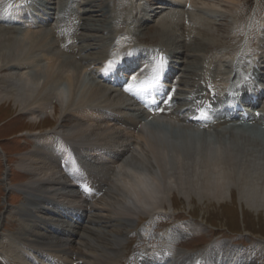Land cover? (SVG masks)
I'll return each mask as SVG.
<instances>
[{
  "label": "bare ground",
  "instance_id": "bare-ground-1",
  "mask_svg": "<svg viewBox=\"0 0 264 264\" xmlns=\"http://www.w3.org/2000/svg\"><path fill=\"white\" fill-rule=\"evenodd\" d=\"M47 1L50 2V0H46L44 4L46 14L49 18L51 17L56 21V19H58L57 16L52 13L48 14ZM154 1L155 5H157L156 8L165 7V4L170 6H176L177 4V1ZM230 1L232 3L237 2L238 4L241 2V0ZM54 4L55 5L52 4L53 7L59 6V22H56L59 24L58 27L61 32L59 33L61 39L56 38L59 44H57L56 40L48 43L50 45L54 43L57 44L56 50L54 49V55L61 57L62 60L57 67L53 66L54 64L40 66L37 64V69L35 68L36 70H33V76H31L32 78L30 79H22L24 78L22 77L23 74L16 76H14V74L10 76H0V102L2 104L7 103L8 105L13 102L14 105L22 109V111L30 112L35 119L39 118L41 112L46 113L50 109H52L51 111L55 115L61 114L62 105L63 108L65 106L67 107V109L64 108L65 112L66 110L73 109L76 113L84 115L82 110L85 106H81L82 104L104 103L106 104V106H104L106 108L100 105L90 106L88 108L93 110L95 114L97 113L96 115L106 114L107 121L113 123L115 126L112 127L116 130L114 134H117L115 141L119 143L124 140L125 137H131L135 138L138 142V140L142 138L143 146H146L148 153H146V160L134 155L135 153H131L132 143H128L127 141L121 146V149L114 147L112 145V140L109 138V134H107L108 129L103 127L101 125L102 122L98 121V118L91 114L87 117V121L84 120L83 116L77 117L75 127L69 133L70 135H68V133L65 134L64 138H62V142L57 140L53 143V140L52 142L45 143H52L50 145L39 144L29 153L23 154L20 160L22 167L29 170L31 167L33 172H29V174L32 177L33 175H37L33 177V181L29 185L26 184L24 186L29 189V192H31L30 194H38L39 197L45 198L46 201L54 203L53 206L55 209L43 207L46 213L59 216V210H56L59 207L63 209L76 208V213L80 211L83 214L93 213L95 221L97 219L98 223H103L102 228L106 230H98L97 228L91 227L87 229L89 235L88 233L85 235L80 231V228H83L84 224L81 226L78 224L74 226L66 224L64 226L60 224L62 220L58 218H46L42 220V226H40L39 232L34 229L31 230L28 227H23L22 230H19L15 234H4L1 232L2 219H0V264H122L125 250L123 247H120L121 242L117 238H114L115 234H119V232L122 231L116 222L123 219H130L134 212L138 215V218L145 216L164 218L167 216V213L165 214L164 211L160 209L165 208L164 204L154 200L155 190L151 188L154 183L158 184L159 182L160 184L157 168L161 170L162 176L166 178V180L168 177H171L170 175L181 178L180 176H183L181 175V169L187 177H190L193 181H195L194 176L191 175H199L198 183L201 181L200 183L203 188L211 191V194L214 192L220 196L219 198L215 196L219 202L224 200L221 195L225 189L226 183L229 184L231 181L235 180V182L239 183L241 186H248V195L252 198V200L249 199L248 206L264 208V172L258 171V169L264 171V136L258 128L246 129L243 126H232L229 129H221V125L218 124L215 131H199L192 126L197 122L192 121L191 124L187 122L186 116L180 115L181 110L184 111V109L178 106L174 108L175 111L171 114L175 115L178 120L184 123L186 122L189 125L183 124L179 126V124L163 123L164 121L162 122L159 120H154L152 122L147 120V115L144 113H138L136 108L130 109V107L134 105L125 101L127 97H125L121 91L112 89L104 83V85L99 84L98 82H93L94 84L89 86L90 84H87L88 81L85 78V71L81 64L76 62L85 63L90 59L85 58L82 54L86 48L90 49L89 45L85 48L76 46L66 48L64 46V41L71 40V38L82 39L83 37L81 33L79 35L75 34V36L72 35L75 33L72 31V23H77V27H81V29H90L94 32L100 30L105 31L107 29L103 25H99L98 21L92 20L93 18L85 19L84 23L83 15L90 11L87 7H85V11L81 16L73 14L74 12L69 13V11H74L75 8V5L72 3L61 2L57 5V3L54 2ZM61 8H64V11ZM22 9L23 8H20L19 10ZM100 16L105 17L106 13L104 14V12H101ZM197 20H199V18H196L194 21L192 20L193 22L191 21L193 26ZM105 23L108 24L106 20L104 21V24ZM166 23L167 22L163 24L162 22L161 28L167 35L173 34V31H171L173 22H171L172 25ZM109 25L112 28L115 26L113 24H108V26ZM121 27V24H117L115 28ZM7 29L11 28H2L1 26L0 35L3 34L4 31L6 32ZM195 29L198 31V34L212 36V34H210L212 32L205 27L202 28L201 25H199V27L195 25ZM28 31L30 32V30ZM39 33L34 31L29 37L25 36L20 38L18 35L0 36V73L12 67L19 68L20 62L28 61L30 58L28 54H31V57L35 59L34 52L36 46L51 37L50 34ZM239 37L240 35L236 37L237 40ZM26 38H28L29 42L32 41V43H26L24 41ZM110 38L111 37H109V39ZM35 39L40 41H36ZM195 39L198 40L197 38ZM202 40L196 42L195 51L207 48V51L210 52L218 45L216 43L209 44V42H207V44L206 41L204 42ZM96 45H98V43ZM161 48V52L159 53L169 52L168 49L162 45ZM68 49L71 55L75 50L76 57L74 55L71 56ZM189 49H186V44H182L179 56H177L176 60L172 61L175 65L174 69L170 70L171 78L168 82L169 89H175L174 101L177 100V104L179 99H185L182 106H188L190 102L197 101L201 97V94H207V87H212L210 73L205 74L204 70L202 72H196V70L202 66L206 67L210 72L213 71L214 78L217 81L222 80L221 77L222 73L226 70L225 67H230V73H233V77L230 76L231 78L229 77L227 79V82L230 84L229 90L233 91L236 89L235 80L240 78V68L243 66L241 59L234 58L230 66H226L225 63L223 66L214 65L215 67H209L208 65L210 63H203V58L200 56H194L191 62L180 61L181 52H185ZM116 50L119 51L121 55L123 52H126L120 48ZM191 50L193 49L191 48ZM105 51L106 50H103L101 53L107 56L108 53H105ZM244 54V52L243 54L241 53V55ZM11 63L15 64L10 67L9 65ZM33 64L29 62L31 66H33ZM70 71L72 74L68 76ZM182 71L189 73L190 76L193 77L191 78L192 82L195 76H201V79L193 82L190 90L189 87L188 90H186V88L184 89L185 85L181 88L183 86V81L181 80L182 76L177 80L175 78ZM230 73L227 74L230 75ZM257 78L260 80L261 87L259 93L262 94V98L253 106L251 99L248 100L245 98L242 100L245 106L250 105L254 109H257L264 99V74L257 76ZM42 79H44V84L40 85V80ZM66 80L69 81V84L68 87L63 90L61 88ZM67 89H69V91ZM213 91H215L216 94L219 92L218 88L215 86H213ZM208 96L209 97L205 98L206 100L212 98L211 95ZM101 98H103V100H101ZM168 112L169 111L165 114ZM231 114L234 115V112H231ZM103 117L105 116L103 115ZM141 124L142 128L140 127ZM197 124L203 125L206 128L214 125L204 123ZM262 124H264V120ZM106 125L109 124L107 123ZM136 133H138L137 136H135ZM67 141H69L70 144L75 143L73 147L79 148L81 152L85 153L88 151L91 156L96 158L99 157L103 161L111 163L112 166L108 167L100 176L93 173L91 174V172L82 169L78 165L74 153H72L73 148ZM64 142L66 144H64ZM209 151H213L214 157H209ZM152 159L154 160L152 161ZM117 166L118 168H116ZM197 169H200L199 173ZM170 171H172L173 174H171ZM116 172H118V175H116ZM120 172L124 175L125 180H119ZM223 172L225 173L223 174ZM214 173L219 175L218 178L214 177V180L202 179L203 175L207 176ZM91 183L93 186L95 184L94 188H89ZM165 189L167 188L165 187ZM60 216L62 217V215ZM68 222L71 223V220ZM57 228H59V232L56 231L60 235H51L50 229ZM182 228L184 229V227H181V229ZM194 229L198 230L196 227ZM60 237H63L64 240H60L62 239ZM51 239H54L51 243L47 242ZM219 246L220 245L217 244L212 246L213 248L209 247L210 249L208 248L204 251L182 253L181 255L173 257L167 250L166 245H163L154 255L141 251L136 252L128 264H204L203 258L211 256V259L213 256H216L213 251L217 252ZM235 251L237 250L232 251L230 249H225L222 252V257H228L234 260L236 258ZM249 255L250 250L246 252L245 257L248 258ZM210 264H212V262H210Z\"/></svg>",
  "mask_w": 264,
  "mask_h": 264
},
{
  "label": "rangeland",
  "instance_id": "rangeland-1",
  "mask_svg": "<svg viewBox=\"0 0 264 264\" xmlns=\"http://www.w3.org/2000/svg\"><path fill=\"white\" fill-rule=\"evenodd\" d=\"M45 1L46 0H31L34 10L38 13L36 14V19L40 21V25L32 27L30 24L26 25L22 23L21 26L23 27L15 29L11 27V29H7L6 32L2 31L3 34L1 35H18L19 38L25 36L29 37L30 34L36 31L42 34H50L51 37L36 46L34 52L35 59L31 57V54H28L30 55L28 61L20 62L19 68L12 67L6 69V71L0 73V76H10L12 74L16 76L23 74L22 77L24 78L22 79H30L32 78L31 76H33V70L37 69V64L39 66L54 64L53 66L57 67L62 60L61 57L54 55V49L56 50L57 44H59L57 39H61L59 34L61 32L59 31V24L57 23L59 22V6L53 7L52 4L55 5V2L58 5L61 2L67 3V1L68 3H73L75 6L77 5L78 9L75 8V14L77 15H83L82 13L85 11V7L90 10L87 12L88 14L86 13L83 15L84 23L85 19L93 18L92 20L98 21L99 25H103L107 29L105 31L100 30L94 32L90 29H81L80 27V29L75 31L81 33L83 36L82 39H64V46L66 48L70 46L85 48L89 45L90 49L86 48L82 54L85 58L90 59L85 63L76 61L78 64H81L85 71V78L88 81L87 84H90L89 86L93 85V82L103 84L98 80V73L104 67V61L108 57L101 53L103 50H106L105 53L107 52V55L113 56L112 54H120L119 51L116 50L120 48L126 51L123 52L122 55L120 54V56L129 57L131 54H135V51L132 53L135 48H144L143 50L145 51L142 58H139V53L136 52L135 60L132 61L134 65H141L140 63L146 61H148L149 64L153 63L154 56L150 50H152L155 45H159L160 47L162 45L168 49L171 58L176 60L177 56H179L182 44H186V49H190L181 52L180 61L191 62L194 56H200L203 58V63H210L208 65L209 67H215L214 65L223 66L225 63L226 66H230L234 58H239L243 62V66L240 68L241 86L248 87V85L257 84L260 82L257 76L264 74V0H241L240 4L237 2L232 3L230 0H167L170 2L177 1L176 6L165 4V7L159 8H156L157 5H155L154 0L47 1L48 14L52 13L57 16V22L47 16L44 9ZM5 3L7 5V0H0V10L6 6ZM187 4H189V7H187ZM61 9L64 11V8ZM101 12H104V14L106 13V16H100ZM164 18L166 19L162 21ZM194 18H199V20H197L195 22L196 24L194 23L193 26L191 21H194ZM105 20L108 24H113L115 26L112 28L110 25L104 24ZM43 22L45 25H43ZM162 22L163 24L165 22H167L166 24H171V22H173V25L171 24V31H173V34L167 35L166 32L163 31L161 28ZM117 24H121L122 27L116 29L115 27ZM195 25L197 27L201 25L202 28L205 27L207 30L209 29V31L212 32L210 33L212 36L198 34ZM1 26L2 28L5 27V25L0 24V28ZM23 28L24 30L25 28H29L30 32L28 30L23 32ZM239 35L240 37L237 40L236 37ZM109 37L111 38L109 39ZM195 38L199 41L203 39L202 41H206V43H216L218 45L210 52L207 51V48L195 51V45L196 42H198ZM54 40L57 41V44L54 43L55 45H50L48 43ZM24 41L26 43L29 42L28 38ZM117 41H119V43H117ZM30 43H32V41L28 44ZM97 43L98 45H96ZM191 48L193 50H191ZM243 52L245 54L241 55ZM72 55L75 56V50L72 52ZM29 62L32 64L34 63V67L29 65ZM13 64L15 63H11L9 66L11 67ZM202 67L198 68L196 72H202L204 70L205 74L210 73L212 85L214 84L216 87H219L220 93L224 94L223 91L229 84L227 79L230 76L233 77V73H230V67H225L226 70L224 69L225 71L222 73V80L220 81L214 78L213 71L210 72L206 67ZM226 72L228 74L230 73V75ZM71 74L72 72L70 71L68 76ZM180 75L183 81V86L181 88L185 85L184 89L186 88V90H188V87L190 90L193 82L201 79V76H195L192 82L191 78L193 77L185 71L180 72ZM245 76L249 78L244 80L243 77ZM236 81H239V79ZM43 84L44 79L40 80V85ZM68 84L69 81L66 80L61 89H66ZM67 90L69 91V89ZM101 100H103V98H101ZM183 102L185 101L182 99L180 105H182ZM85 104L81 105L87 107H83L82 112L84 115L76 113L73 109L66 110L65 112L64 108L67 109V107L65 106L63 108L62 105V110L60 109L61 114L55 115L51 111L52 109H50L46 113L41 112L39 118L35 119L30 112L22 111V109L17 108L13 102L10 105L0 102V219H2V233L15 234L19 230H22L23 227H28L31 230L34 229L39 232L40 226H42V220L46 218L59 219L60 215L56 216L46 213V210L43 208L55 209L53 206L54 203L46 201L45 198L39 197L38 194H30L31 192H29V189L24 186L26 184L29 185L33 181V177L37 175H33L32 177L29 172H33V169L30 166V170L23 168L20 160L23 154L29 153L39 144L50 145L52 143H45L52 142L53 140V143L57 140L62 142V138H64L65 134L68 133V135H70L69 133L75 127L77 117L83 116L84 120L87 121V117L92 114V116L98 118V121L102 122L101 125L103 127L108 129L107 134H109V138L112 140V145L114 147L121 149V146L124 145L126 141L132 143L131 153H135L134 155L146 160L148 149H146L145 145L143 146L142 138L137 142L135 138L125 137L124 140L118 143V141H115L117 134L115 135L114 133L116 130L112 128L115 127L114 124L108 123L105 120L106 117H103V115L106 116L105 114L96 115L97 113L95 114L93 110L88 108L95 105L104 107L106 104ZM131 108H135V106H131L130 109ZM161 121H164L163 123L179 124V126L184 124L172 118H165ZM105 122L109 125H106ZM137 134L138 133H136L135 136H137ZM64 144L66 143L64 142ZM73 146L72 153H74L77 161L84 166V168L102 173L108 169V167L112 166L111 163L106 161L99 162L98 158L91 156L88 151L85 150L86 152L84 153ZM209 154V157H214L213 151H209ZM153 160L154 159H152V161ZM116 168H118V166ZM156 170L161 185L159 182L156 184L158 190L155 191L154 200L164 204L165 208L160 209L164 211L165 214L167 213V216L164 218H154L151 216L138 218V215L134 212L130 219H123L116 222L122 231H120L119 234H115L114 238H117L121 242L120 247H123L125 250V254L123 252L124 258L122 259V264H128L135 252L145 251L151 255L159 251L163 245H166L167 250L173 256H176L182 253H195L199 250L204 251L217 244H220L222 248L237 250L235 251L236 261H234V264H264V208L248 206L249 199L252 200L248 195V186H241L233 179L234 181H231L229 184L226 183L225 189L221 195L224 200L219 202L216 198L220 196L214 192L211 194V191L203 188L200 183L201 181L198 183L199 175H191L194 176L195 182L190 179V177H187L181 169V175H183L180 176L181 178L170 175L171 177H168L166 180V178H163L161 170L159 168ZM199 171L200 169H197L198 173ZM258 171L264 172L260 169H258ZM170 172L173 174L172 171ZM224 173L225 172H223V174ZM216 174L217 173L207 176L203 175L202 179L214 180L219 176ZM119 175V180H125L121 172ZM162 189L165 190L163 191ZM58 210L62 212V209L59 208ZM72 212L76 213L75 210ZM64 214V218L66 215H73L70 209H66ZM79 215H81V213H79L78 216ZM82 216L83 220L77 222L79 226L84 223L83 228L79 227L82 234L87 235V229L91 227L97 228L98 230H106L102 228L103 223H98L97 219L95 221L93 213H82ZM64 224H67V221H65ZM73 225L72 223L69 226ZM193 226L198 230L194 229ZM181 227H184V229L182 228V230ZM50 231L51 235H58L55 233V229H50ZM53 240L51 239L47 242L51 243ZM210 244H212V246ZM246 250H250V255L247 259L245 258Z\"/></svg>",
  "mask_w": 264,
  "mask_h": 264
},
{
  "label": "snow or ice",
  "instance_id": "snow-or-ice-1",
  "mask_svg": "<svg viewBox=\"0 0 264 264\" xmlns=\"http://www.w3.org/2000/svg\"><path fill=\"white\" fill-rule=\"evenodd\" d=\"M119 43V41H117ZM130 54V53H129ZM163 57H154V63L149 66L145 65L143 69H141L142 73H145V76L142 80H137V77L134 75L131 78V83L125 87V91L132 93V94H143V93H150L151 89H153L156 84L158 83L159 73L163 67ZM118 63L117 59L109 60L102 71H109L113 69L116 64ZM249 77H243L244 80H247ZM239 86V85H237Z\"/></svg>",
  "mask_w": 264,
  "mask_h": 264
}]
</instances>
